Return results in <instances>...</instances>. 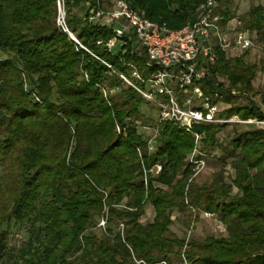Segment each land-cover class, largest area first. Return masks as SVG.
<instances>
[{
    "label": "trees",
    "instance_id": "1",
    "mask_svg": "<svg viewBox=\"0 0 264 264\" xmlns=\"http://www.w3.org/2000/svg\"><path fill=\"white\" fill-rule=\"evenodd\" d=\"M125 1L177 30L196 19L206 0ZM114 2L0 0V264H264V126L196 125L203 136L197 158L218 149L222 167L209 181L199 183V174L189 182L194 135L148 117L143 108L158 106L120 76L136 69L141 80L134 83L144 87L157 67L134 34L116 52L107 45L116 23L89 21L92 7ZM224 2L220 14L235 18L231 0ZM59 4L80 44L58 24ZM240 19L264 46V5ZM260 71L264 59L219 52L199 86L212 103L229 104L220 117L264 121L253 99L264 104V87L254 86ZM150 128L158 129L154 152ZM157 164L161 171L148 173L146 183L145 170ZM148 204L154 217L144 223ZM189 205L213 213L226 234L193 235L186 243L172 226L174 212ZM106 209L103 231L97 225ZM16 225L26 226L29 237L14 250L8 238Z\"/></svg>",
    "mask_w": 264,
    "mask_h": 264
},
{
    "label": "built area",
    "instance_id": "2",
    "mask_svg": "<svg viewBox=\"0 0 264 264\" xmlns=\"http://www.w3.org/2000/svg\"><path fill=\"white\" fill-rule=\"evenodd\" d=\"M218 4L219 0H206L199 8L196 19L177 30L147 19L142 13L132 9L125 0H115L112 6L106 8L92 7L88 15L90 22H101L103 25L116 23L115 36L107 43L110 49H114L119 40L125 44L123 38H131L134 34L136 42L147 53L149 64L157 67L152 76L144 81V87L134 83V80H141V75L136 69L131 72V77L123 74L120 76L127 84L135 87L147 101L158 106L159 121L169 120L194 135L196 148L190 160L195 167L189 182L206 167L205 159L197 158L203 136L195 132L196 125L264 122L256 119L242 120L237 116L228 119L220 117V103H212L211 97L205 95L199 86L209 75L211 66L218 60L219 52L226 54L237 48L246 51L260 48L264 55V47L254 40L249 30H236L229 26L230 29L225 31L222 17L216 12ZM65 16V11L59 4L58 24L80 44L66 26ZM216 96L219 94L216 93ZM117 130L122 131L120 126H117ZM157 134V128H150V152L156 149ZM139 153L141 155V149ZM161 169L160 164L146 169V183L148 173L158 174ZM189 209L193 221L187 230L186 243L192 237L197 217L212 220L216 217L213 213L201 211L192 205H189ZM100 223V226H105L107 219L102 218ZM215 224L217 229L222 228V223L216 221ZM120 229H123V224Z\"/></svg>",
    "mask_w": 264,
    "mask_h": 264
},
{
    "label": "rangeland",
    "instance_id": "3",
    "mask_svg": "<svg viewBox=\"0 0 264 264\" xmlns=\"http://www.w3.org/2000/svg\"><path fill=\"white\" fill-rule=\"evenodd\" d=\"M221 2H223V3H221ZM230 3H232L231 4V11L233 13H235V18L227 20L224 17V15L220 14L219 10L224 9L226 7V3L224 2V0H219L218 7L216 8V12L222 17V24L225 27V31L230 29L229 26L233 27L236 30L243 29V22L240 19V17H242L244 14H246L253 5H257V4H263L264 5V0H231ZM61 8L63 11H65V9L62 5H61ZM199 8L197 10V13L199 11ZM81 10L82 9H80L77 13L83 14L85 12L84 10H82V11ZM197 13H196V17H197ZM122 45H123V41L119 40L116 47L114 48V50L116 52L119 51L120 48L122 47ZM138 46L140 47V45H138ZM241 55H245L246 60L251 62V63L261 64L262 60L264 59V55H263L262 50L260 48H257L255 50H248V51L241 50V49L237 48V49H232L231 51L226 53V56L229 58L230 57H238ZM254 86L257 90L263 89V87H264V72L260 71L258 73L256 79L254 80ZM253 99L256 102H258L260 104V106L262 107V109L264 110V104H261L259 96H255ZM239 101L241 102L242 100L239 99ZM219 107L221 110H224V109L229 107V104L220 103ZM143 110L148 117H151L154 120H159V111L157 109H151L150 107H144ZM234 116H237V115H234ZM260 125L264 126V122L260 123ZM228 129H231V126H229ZM237 129L240 131L248 130L249 129L248 123H240V125L237 127ZM225 134H228V133L225 132ZM231 134H233V132ZM220 155H221V151L217 149L215 151H212V153L206 157V160H205L206 161V167L198 179L199 183L209 181L212 177V174L215 173L216 171H218L222 167V162L219 160ZM227 168L230 170L229 172L232 173V169L230 168L229 165L227 166ZM105 211H106L105 212V217H106L105 220H106L107 216H108V209H106ZM153 216H154V210H153L152 206L150 204L146 205L145 214L142 216L141 221L144 223L151 221L153 219ZM191 217H192V213H191L190 209L183 214H178V213L174 212L173 218L175 219V221H174V225L172 226V230L177 235H179L180 237H184V235H187V234H185V231L192 224L193 219H191ZM101 220L102 219H100V221ZM213 221L214 220H212V219H203L200 217L196 218V221L194 223L192 237H193V235H196L199 238H204L210 234H216L218 236L225 235L226 230L225 229L218 230L216 227V224ZM100 225H101V223L99 222L97 227L98 228L102 227L103 231H105L106 227L108 226V223H106L105 226H100ZM120 227H121V225L118 228L119 230H120ZM98 228H96V229H98ZM92 229H94V228H92ZM98 231H100V230H98ZM121 231H122V229H121ZM28 237H29V234L27 231V227L16 225V226L12 227V229L10 230V234H9V238H8L9 246L12 249L17 250L23 246L24 242L28 239ZM176 264H185V263H184V261H182L180 259V260L176 261Z\"/></svg>",
    "mask_w": 264,
    "mask_h": 264
},
{
    "label": "crops",
    "instance_id": "4",
    "mask_svg": "<svg viewBox=\"0 0 264 264\" xmlns=\"http://www.w3.org/2000/svg\"><path fill=\"white\" fill-rule=\"evenodd\" d=\"M154 217V216H153Z\"/></svg>",
    "mask_w": 264,
    "mask_h": 264
}]
</instances>
